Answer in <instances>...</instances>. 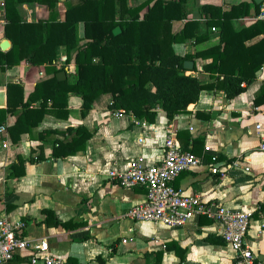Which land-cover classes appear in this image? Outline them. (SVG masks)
Masks as SVG:
<instances>
[{"label":"crops","instance_id":"crops-1","mask_svg":"<svg viewBox=\"0 0 264 264\" xmlns=\"http://www.w3.org/2000/svg\"><path fill=\"white\" fill-rule=\"evenodd\" d=\"M64 1L56 5L60 19L65 16ZM142 1L130 0V4ZM241 1L253 0H186V16L172 21V32H179L188 20H198L210 36L200 42L190 38L174 43L175 51L184 55L215 45L221 47L220 29L205 25L203 6L212 4L228 10ZM146 10L147 6L140 14ZM19 11L27 22L49 16L48 7L36 2H22ZM257 19H264V2L260 12L252 9L248 15L233 19L232 24L239 29ZM4 25V0H0V42L8 39ZM78 33L83 35L82 22ZM56 54L53 64L66 70L64 79L74 80V61L65 62L62 46L57 47ZM192 61L195 67L185 70L186 74L195 72L201 83L215 80L202 69L209 58L196 57ZM52 75L45 65L33 66L26 60L1 71L0 89L6 92V105L0 108L7 106L8 83H20L26 100L37 82ZM263 80L264 65L256 79L234 98H226L221 90L204 89L186 112L168 119L166 111L157 108L153 121L137 119L121 109L111 110L110 93L98 95L82 116V98L70 92L67 117L46 113L34 130L84 125L91 132L86 148L64 157L53 155V139L64 138L60 133L45 139L23 133L13 143L7 127L15 122L18 112L9 113L0 130V216L23 221L22 235L46 239L49 253L61 257L63 264H234L235 252L222 238L217 221L206 214L195 215L175 227L134 220L127 211L146 199L145 189L125 187L107 175L111 169L125 170L137 156H143L147 163L158 162L165 137L172 131L179 146L183 148L189 141L188 148L194 147V153L202 158L199 166L179 173L173 186L184 195H199L211 210L226 207L256 213L250 220L247 238L257 264H264V210H259L264 204V152L258 150V144L264 141V102L254 103ZM150 88L154 90L152 85ZM37 155L42 158L37 159ZM18 157L25 160L24 172L15 176L13 164ZM212 166L218 171L212 172ZM45 209L53 212L49 223L45 222ZM8 264H28L26 252H18Z\"/></svg>","mask_w":264,"mask_h":264},{"label":"trees","instance_id":"trees-1","mask_svg":"<svg viewBox=\"0 0 264 264\" xmlns=\"http://www.w3.org/2000/svg\"><path fill=\"white\" fill-rule=\"evenodd\" d=\"M58 1L4 0V34L10 39L11 47L6 51L0 49V72L26 60L33 66L45 65L53 73L37 82L26 100L20 83H8L7 106L0 108V126L9 113L18 112L15 122L7 127L13 143L18 142L23 133L42 139L62 134L63 139H53L56 145L53 155L57 157L83 151L91 136L84 125L69 126L65 130L47 128L34 133L46 113L67 117L70 92L81 96L82 116L98 95L110 93L111 110L121 109L137 119L153 121L156 109L162 108L167 118L172 119L186 112L204 89L221 90L226 98H234L256 79L264 65V19L239 29L232 24L233 19L248 15L252 9L260 12L261 4L254 1L232 4L228 10L204 5L205 25L219 27L223 44L184 55L175 51L174 43L190 38L200 42L210 36L207 28L201 29L198 20H188L179 32H172V21L186 16V0H144L138 5H131L130 0H65L63 19L57 12ZM22 2L45 5L49 9L48 18L25 21L19 11ZM146 6V12L141 15ZM80 22L83 23L82 36L78 33ZM116 26L121 30L114 34ZM258 36V40L246 44ZM58 46L65 49V62L72 59L75 63L72 81L56 77L57 72L64 69L53 64ZM196 57L210 59L202 69L215 79L213 82L201 83L198 77L184 72V61ZM38 100L39 104L33 106ZM263 102L264 80L254 98L255 104ZM188 144L189 141L183 149L194 153V147L188 148ZM36 158L42 157L37 155ZM24 163L25 160L18 157L13 164L15 176L24 172ZM259 210H264V204ZM43 213L45 222L49 223L53 212L45 209Z\"/></svg>","mask_w":264,"mask_h":264},{"label":"built area","instance_id":"built-area-1","mask_svg":"<svg viewBox=\"0 0 264 264\" xmlns=\"http://www.w3.org/2000/svg\"><path fill=\"white\" fill-rule=\"evenodd\" d=\"M3 126L0 130H3ZM209 147L205 146V150ZM264 152V141L258 144ZM202 164V158L189 149H183L175 141L172 131L165 137L162 158L155 163H147L143 156L129 161L125 170L111 169L107 175L125 187L141 186L146 191V199L132 205L127 215L134 220L151 221L175 227L188 222L193 216L206 214L221 226V235L235 252L234 264H257L256 257L247 238L252 213L219 207H206L199 195H184L173 186L175 177ZM217 172V167L210 168ZM249 170V167H245ZM24 222L12 221L0 216V264H8L14 256L25 251L28 264H63L59 256L49 253L46 239L33 240L22 235Z\"/></svg>","mask_w":264,"mask_h":264},{"label":"water","instance_id":"water-1","mask_svg":"<svg viewBox=\"0 0 264 264\" xmlns=\"http://www.w3.org/2000/svg\"><path fill=\"white\" fill-rule=\"evenodd\" d=\"M256 4H261L262 2H264V0H253ZM120 27L116 26L113 28V33L117 34L120 32ZM11 46V42L9 41V39H4L0 42V49L1 50H7L8 48H10ZM184 68L186 70H191L193 68V61L191 60H185L184 61ZM70 70H73V66L70 67ZM183 73V72H181ZM192 76H195V72H191L190 73ZM66 75V70H61L59 72H57L56 77L59 80H62L65 78ZM6 105V92L4 89H0V107H3Z\"/></svg>","mask_w":264,"mask_h":264},{"label":"rangeland","instance_id":"rangeland-1","mask_svg":"<svg viewBox=\"0 0 264 264\" xmlns=\"http://www.w3.org/2000/svg\"><path fill=\"white\" fill-rule=\"evenodd\" d=\"M140 0H131V3H137L139 2Z\"/></svg>","mask_w":264,"mask_h":264}]
</instances>
